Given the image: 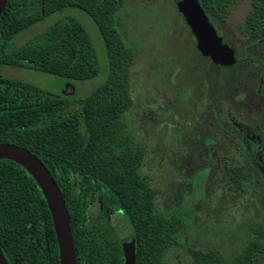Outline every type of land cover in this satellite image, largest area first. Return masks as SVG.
Listing matches in <instances>:
<instances>
[{"label":"trees","instance_id":"1","mask_svg":"<svg viewBox=\"0 0 264 264\" xmlns=\"http://www.w3.org/2000/svg\"><path fill=\"white\" fill-rule=\"evenodd\" d=\"M236 1L199 0L215 27ZM123 2L7 0L0 15V64L79 81L95 77L94 45L72 15L60 16L31 39L12 45L21 30L65 8L86 13L104 42L106 78L83 96L46 92L29 81L0 75V142L29 150L53 176L68 210L77 264H124L123 238L111 221L118 211L127 217L135 240L134 264H163L164 252L182 228L178 217L156 210V189L140 170L144 149L132 146L125 134L134 51L115 25ZM238 29L252 39L263 35L264 0H252ZM234 171L236 182L240 173ZM253 231L262 240H249L238 256L242 264L264 254V229L257 225ZM0 248L11 264H60L46 199L29 172L7 158H0ZM192 253L194 264L220 259L212 251Z\"/></svg>","mask_w":264,"mask_h":264},{"label":"rangeland","instance_id":"2","mask_svg":"<svg viewBox=\"0 0 264 264\" xmlns=\"http://www.w3.org/2000/svg\"><path fill=\"white\" fill-rule=\"evenodd\" d=\"M251 3L237 0L224 19L215 21L237 57L227 66L197 50L176 0H124L115 15L116 27L134 51L125 134L132 146L144 149L140 170L156 189V210L182 221L163 264H194L195 249L220 256L210 264H242L238 256L249 240H262L253 228L264 229V33L252 39L238 29ZM63 15L78 18L89 33L99 67L95 77L72 80L5 64L0 75L67 96H83L102 83L108 65L104 42L80 9L44 17L21 30L12 45ZM247 129L258 136L253 138L258 147L250 143ZM234 170L240 173L236 182ZM111 221L121 238L131 237L122 211ZM251 264H264V254Z\"/></svg>","mask_w":264,"mask_h":264},{"label":"water","instance_id":"3","mask_svg":"<svg viewBox=\"0 0 264 264\" xmlns=\"http://www.w3.org/2000/svg\"><path fill=\"white\" fill-rule=\"evenodd\" d=\"M7 0H0V15ZM179 13L184 17L195 38L197 50L215 64L227 66L236 61L235 51L230 48L209 20L199 0H178ZM0 158L11 159L22 165L36 180L41 189L51 216L56 233L60 264H77L75 244L68 210L59 186L44 163L29 150L8 142H0ZM121 245L124 264H134L135 240L123 238ZM0 264H11L0 248Z\"/></svg>","mask_w":264,"mask_h":264},{"label":"flooded vegetation","instance_id":"4","mask_svg":"<svg viewBox=\"0 0 264 264\" xmlns=\"http://www.w3.org/2000/svg\"><path fill=\"white\" fill-rule=\"evenodd\" d=\"M194 41H195V38H194ZM246 136L249 137V140H251L252 142H255L258 144V141H257V138L256 140H253L254 137H258L256 136L253 132H251L249 129H247L246 131ZM249 264V263H248Z\"/></svg>","mask_w":264,"mask_h":264}]
</instances>
